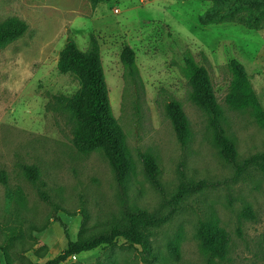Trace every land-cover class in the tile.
<instances>
[{"label": "rangeland", "instance_id": "rangeland-1", "mask_svg": "<svg viewBox=\"0 0 264 264\" xmlns=\"http://www.w3.org/2000/svg\"><path fill=\"white\" fill-rule=\"evenodd\" d=\"M209 0H0V24L27 25L22 37L0 49V260L5 264L43 263L75 240L85 210V234L123 221L125 211L164 213L165 224L150 228L151 253L119 238L63 264H206L199 247V221L214 219L229 237L227 256L212 264H264V174L257 165L237 173L214 142L208 116L192 104L184 73L190 55L210 76L224 115L222 128L234 143L236 164L264 152V127L250 109L237 111L226 96L231 60L251 76L264 107V25L248 30L233 23L201 26L198 16ZM100 47L112 115L121 126L134 169L120 186L99 152L82 154L72 144L74 121L60 99L79 89L76 77L62 72L60 52L68 40L85 51L89 36ZM124 47L135 53L138 78L120 62ZM180 102L190 126L181 145L165 115V105ZM157 165L155 188L142 156ZM24 166L38 169L36 184ZM202 182L177 197L182 182ZM46 197V201L40 196ZM171 202V204L169 203ZM250 208L251 216L244 211ZM178 241L179 258L167 245Z\"/></svg>", "mask_w": 264, "mask_h": 264}, {"label": "trees", "instance_id": "trees-1", "mask_svg": "<svg viewBox=\"0 0 264 264\" xmlns=\"http://www.w3.org/2000/svg\"><path fill=\"white\" fill-rule=\"evenodd\" d=\"M90 1L97 4L109 0ZM198 23L201 26L233 23L248 30H260L264 25V0H209V5L198 16ZM26 30L27 25L19 21H7L0 24V49L22 37ZM120 62L127 76L133 81L136 80L138 73L135 53L130 47L123 48ZM59 67L62 72L72 73L79 83V89L74 95L60 99L62 111L67 112L74 121L72 128L74 148L82 154L101 153L111 167L116 182L123 186L134 166L124 132L111 112L100 47L96 37L89 36L85 51L80 50L74 41L68 40L60 52ZM229 69L232 79L226 103L237 111L250 109L258 124L264 127V107L252 87L251 76L237 60L229 62ZM184 73L190 86L188 99L208 116L214 131V142L224 160L235 164L237 173L249 165H257L264 174V152L244 160L241 165L236 164L235 146L222 128L224 115L217 103L208 71L198 66L193 58L187 55L184 59ZM165 115L171 123L178 142L185 145L190 138V126L180 102L171 99L165 105ZM141 160L145 176L158 189L160 184L157 180L158 171L155 160L148 155L142 156ZM23 172L29 182L36 184L38 169L35 166H24ZM7 183V173L0 170V184ZM204 185L202 182L190 184L183 181L177 197L187 189H200ZM40 196L46 201L43 193L40 192ZM176 210L173 204L159 215H150L146 211L128 210L124 212L122 222L113 223L100 232L85 234L86 213L82 209L83 221L76 239H70L66 226L63 225L67 239L65 249L54 258L34 264H63L71 257L90 252L98 247L114 246L119 238L129 245L139 246L146 254H150L149 229L165 224ZM244 214L252 217L251 209L247 208ZM195 235L200 250L209 258L206 264H212L214 260H222L227 256L229 237L216 220L199 221ZM167 249L174 259L179 258L178 241L169 243ZM0 264L4 263L0 260ZM5 264L10 263L6 261Z\"/></svg>", "mask_w": 264, "mask_h": 264}]
</instances>
